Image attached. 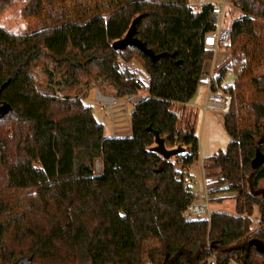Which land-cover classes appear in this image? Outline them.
<instances>
[{
    "label": "trees",
    "instance_id": "1",
    "mask_svg": "<svg viewBox=\"0 0 264 264\" xmlns=\"http://www.w3.org/2000/svg\"><path fill=\"white\" fill-rule=\"evenodd\" d=\"M227 2L240 17L212 74L213 4L100 0L71 14L57 0H31L36 16L54 10L44 27L14 34L0 25V103L9 108L0 119V264H264V101L246 103L225 84L234 70L264 94V74L255 75L264 64V0ZM10 3L0 0V16ZM206 77L211 92L233 98L223 117L229 145L210 163L216 181L204 166L208 197L212 204L236 192L241 207L190 220L196 114L182 118L174 107L190 103ZM92 85L119 99L147 91L131 112L130 136H105L85 104ZM156 134L184 151L163 159L152 151Z\"/></svg>",
    "mask_w": 264,
    "mask_h": 264
},
{
    "label": "rangeland",
    "instance_id": "2",
    "mask_svg": "<svg viewBox=\"0 0 264 264\" xmlns=\"http://www.w3.org/2000/svg\"><path fill=\"white\" fill-rule=\"evenodd\" d=\"M100 0H57L56 7L59 11L69 12L74 14L79 5H91L95 6ZM189 5L192 7L197 6L196 0H188ZM223 0H207V4H221ZM31 3V0H11L10 5L2 12L0 16V25L6 30L14 34H24L30 31H36L45 26L48 21L47 17L51 13L53 8L43 7L40 16H36L33 13L27 11V7ZM240 17V12L229 4L225 6V18L227 22L232 23L234 20ZM264 24V21L261 22ZM229 51L224 49L216 50L211 49L208 56L207 71L212 74V68L221 63L220 56H224ZM142 71V70H141ZM142 73H144L142 71ZM145 74V73H144ZM264 74V64H261L255 71V75ZM36 78L42 88L47 85V77L41 67L36 69ZM208 77L204 82L199 85L198 91L194 98L188 105L193 106L185 110L181 105H176L174 110L182 117H190V113L196 114V118L191 117V120L195 122V131L199 138V161L196 162L187 172L186 177L190 180V186L192 191L196 195L204 197L208 195L207 185L208 179L205 177L204 171L205 165H210L208 173L215 174L210 176L212 181H216L218 176L217 172L211 166L213 157L219 151H225L229 145L230 137L226 132L223 125L224 115L220 112H205L204 106L206 102V94L208 88ZM226 85H235L239 88L246 103H254L256 101H264V94H259L257 89L252 85L250 77H244L242 74H236L234 70H231L225 80ZM90 94L85 100V104L92 107L93 114L97 121L104 125L106 137H125L131 132V112L134 105L129 103L128 105L118 106L114 112V119L110 116H106L100 102L99 93L103 95L112 96L110 89H101L97 85H92L89 89ZM147 91H143L139 94L145 95ZM63 95V92L60 93ZM113 119V120H112ZM114 121V124H113ZM96 174L102 173V163L97 161L95 166ZM263 186V183H262ZM262 196V193H258ZM220 200L212 202L214 210H221L231 214H237L240 210L241 203L237 197L236 192H225L220 197ZM254 216L253 218H255ZM257 224L254 223L255 229Z\"/></svg>",
    "mask_w": 264,
    "mask_h": 264
},
{
    "label": "built area",
    "instance_id": "3",
    "mask_svg": "<svg viewBox=\"0 0 264 264\" xmlns=\"http://www.w3.org/2000/svg\"><path fill=\"white\" fill-rule=\"evenodd\" d=\"M197 6L201 7L207 4V0H196ZM228 5L227 0H223L221 4L214 3L211 12V21L216 25L217 29L214 33L205 38V45L210 49H217L219 44H227L231 35V24L225 18V6ZM148 97V93L127 95L124 98H109L102 106L106 116L114 119V112L118 106L133 105L144 101ZM232 96L221 92L208 91L207 100L205 102L204 111L220 112L227 115L232 105ZM112 119V120H113ZM114 124V121H113ZM214 212V208L207 194L204 197L196 195L195 202L191 204L184 212L186 219H209ZM253 222L258 224L259 218H253ZM228 264H240L237 260H231Z\"/></svg>",
    "mask_w": 264,
    "mask_h": 264
},
{
    "label": "water",
    "instance_id": "4",
    "mask_svg": "<svg viewBox=\"0 0 264 264\" xmlns=\"http://www.w3.org/2000/svg\"><path fill=\"white\" fill-rule=\"evenodd\" d=\"M133 29V28H132ZM132 29L128 33L127 37L120 41L118 44H115L114 47L117 48L119 45L124 44L130 37ZM9 112V108L5 104L0 103V119L6 116ZM153 152H156L158 155H160L165 160H171L175 156H177L179 153L184 151V148L178 147L173 150H168L165 146L164 140L160 137L159 134H156L155 137V147L152 149ZM264 158L262 156L259 157L258 161L261 162ZM16 264H32L28 259L22 258L18 260Z\"/></svg>",
    "mask_w": 264,
    "mask_h": 264
},
{
    "label": "crops",
    "instance_id": "5",
    "mask_svg": "<svg viewBox=\"0 0 264 264\" xmlns=\"http://www.w3.org/2000/svg\"><path fill=\"white\" fill-rule=\"evenodd\" d=\"M208 91H209V87L207 88V94H206V100H207V95H208ZM112 96H109V95H103V94H101V93H99V98H100V102L102 103V104H104L109 98H111ZM185 110H188L189 108H193V106H190V105H188V104H186V105H184V106H182ZM130 134H131V132H130ZM130 134L129 135H125V137H128V136H130ZM117 135H115V137H116Z\"/></svg>",
    "mask_w": 264,
    "mask_h": 264
}]
</instances>
